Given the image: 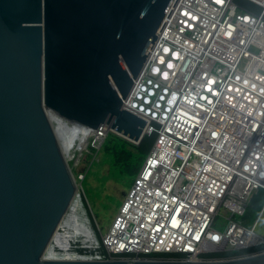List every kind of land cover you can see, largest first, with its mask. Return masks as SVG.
<instances>
[{
	"label": "built area",
	"instance_id": "2783aa9c",
	"mask_svg": "<svg viewBox=\"0 0 264 264\" xmlns=\"http://www.w3.org/2000/svg\"><path fill=\"white\" fill-rule=\"evenodd\" d=\"M124 107L156 140L112 226L104 234L82 200L47 253L131 261L263 253L264 204L251 225L247 214L264 191V0H175ZM108 131L94 134V147ZM67 153L70 166L83 151ZM75 227L87 233L72 236Z\"/></svg>",
	"mask_w": 264,
	"mask_h": 264
},
{
	"label": "water",
	"instance_id": "95a60500",
	"mask_svg": "<svg viewBox=\"0 0 264 264\" xmlns=\"http://www.w3.org/2000/svg\"><path fill=\"white\" fill-rule=\"evenodd\" d=\"M174 1L0 0V264H264L46 254L77 195L57 124L141 144L146 121L124 102Z\"/></svg>",
	"mask_w": 264,
	"mask_h": 264
},
{
	"label": "rangeland",
	"instance_id": "374dc122",
	"mask_svg": "<svg viewBox=\"0 0 264 264\" xmlns=\"http://www.w3.org/2000/svg\"><path fill=\"white\" fill-rule=\"evenodd\" d=\"M117 136L114 132L108 131L98 147L93 146L94 140L91 138L80 156L79 163H76V159L70 163L84 206L88 209L93 224L96 226L98 222L104 234L112 226L136 179V176L120 174L121 169L116 166L111 153L106 150L110 141ZM124 144L129 151L136 152L133 143L124 140ZM263 204L264 191H261L247 214L249 225L255 222ZM257 233L264 236V212L257 225Z\"/></svg>",
	"mask_w": 264,
	"mask_h": 264
},
{
	"label": "trees",
	"instance_id": "16d2710c",
	"mask_svg": "<svg viewBox=\"0 0 264 264\" xmlns=\"http://www.w3.org/2000/svg\"><path fill=\"white\" fill-rule=\"evenodd\" d=\"M124 140L120 136H117L110 141L106 150L111 153L116 166L121 169L120 174L125 173L130 177H137L155 143L156 136H145L140 145L133 146L136 151L135 153L126 148Z\"/></svg>",
	"mask_w": 264,
	"mask_h": 264
},
{
	"label": "bare ground",
	"instance_id": "6f19581e",
	"mask_svg": "<svg viewBox=\"0 0 264 264\" xmlns=\"http://www.w3.org/2000/svg\"><path fill=\"white\" fill-rule=\"evenodd\" d=\"M58 126L62 127V132L66 131V137L63 139V143H64V149L65 152H68L67 155L69 156V158H75V153L80 152V151H84L86 149V147L89 145L90 143V139L94 138V134L91 132H88L87 130H78L77 128H72V127H68L65 125L64 122H62L61 124H57ZM65 129V130H64ZM61 133V132H60ZM63 136V135H62ZM81 201H82V196L79 192H77L76 198L71 206V211L69 213H73L76 217H78L79 219V213L77 211V209L79 208V206H81ZM86 219L85 217H82L81 222H79L80 225H82L83 223V227L87 225L86 223ZM72 236L77 235L79 233H83L81 232V229L78 228H74L72 231ZM84 233H87V231L84 229ZM83 233V234H84ZM67 246V245H66ZM47 255L51 258V259H56V258H62V259H68L70 258V256L72 255L69 252H63V254H55L52 251L48 252Z\"/></svg>",
	"mask_w": 264,
	"mask_h": 264
}]
</instances>
